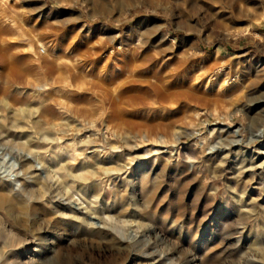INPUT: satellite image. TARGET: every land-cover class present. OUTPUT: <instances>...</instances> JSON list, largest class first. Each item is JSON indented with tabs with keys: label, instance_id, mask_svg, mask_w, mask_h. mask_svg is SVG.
<instances>
[{
	"label": "rangeland",
	"instance_id": "rangeland-1",
	"mask_svg": "<svg viewBox=\"0 0 264 264\" xmlns=\"http://www.w3.org/2000/svg\"><path fill=\"white\" fill-rule=\"evenodd\" d=\"M149 2L0 0L13 20L0 39V91H7L0 132L17 140L44 124V172L37 166L44 180L33 176L25 187L48 188L6 216L20 242L0 233V264H264V3H255L253 22L225 30L228 22L215 20L202 0L156 10ZM61 20L66 29L55 25ZM149 20L178 49L156 40ZM249 25L260 35H228ZM185 53L219 84L211 92L190 99L175 86L174 99L161 102L139 83L138 72L150 66L175 83L193 75L180 62ZM131 60L136 75L124 91ZM72 65L86 74L83 86ZM229 68L237 74H218ZM234 78L240 86L232 95L219 89ZM13 96L31 109L25 119L13 116ZM111 97L120 98L116 111ZM56 161L74 171L72 179L91 166L96 175L61 185L49 172ZM83 182L115 225L98 218L91 225L82 214L102 216L80 196Z\"/></svg>",
	"mask_w": 264,
	"mask_h": 264
},
{
	"label": "bare ground",
	"instance_id": "bare-ground-1",
	"mask_svg": "<svg viewBox=\"0 0 264 264\" xmlns=\"http://www.w3.org/2000/svg\"><path fill=\"white\" fill-rule=\"evenodd\" d=\"M65 1H69V0H65ZM171 1L179 3V4L181 2H185V0H150V2H149L150 4L149 3H147V4L150 8H152L153 10H156V8L154 7L155 4L160 5L162 7V6H167V4H169ZM202 1L209 5V13L211 12V14L215 20H219V21L225 20L224 24H226L225 23L226 21L228 22L227 25H224L226 27L225 30H228L230 28V25H232V27L233 26L237 27V25H239V24L251 22L252 20H254L253 18L255 17V12H256V10L254 9V6L256 5L255 3L258 2V0H202ZM185 3L187 5V2H185ZM259 3H264V1L260 0ZM160 6H158V7H160ZM204 10H206V9H204ZM4 11L5 10L2 8V4H1L0 5V39H3V37L8 35V34H6L7 32L5 30L4 25L7 24V26H8V24L13 23L12 19L7 18V16L5 17ZM203 15H204V13H203ZM219 21H216V22H219ZM155 23H157V22L154 20H149V24H148L150 27L155 28V32L153 33L154 38L156 40H158L162 45H165V46L168 45L169 46L168 50L178 49L179 46H177L175 39L171 38L167 34L165 35L163 33L162 28L164 26L161 25L160 22L158 24H155ZM213 23H214V21H213ZM213 23H211V24H213ZM214 24H216V23H214ZM222 24H221V26H222ZM228 24H229V28H227ZM55 25L57 27H59V28L61 27L63 29H66V27H67V23L64 22V20L63 21L62 20L57 21V23ZM251 25L244 27V29H243V27H242V29H239V30L235 29L236 31L230 32L228 35L235 36V38H236V37L241 36V35L251 34V33L255 32L254 27H252ZM239 28H241V27H239ZM255 34L260 35V34H258V32H255ZM174 53H175V51H174ZM0 57L2 58L1 52H0ZM189 58H190V54L185 53L182 55L180 62H182V64L187 69H188V67H190L192 69V71L186 70L185 74H193V75H186L185 77H181L180 80L178 81V83H175L171 79L160 75L161 73L159 71H157L156 69L155 70L150 69L151 66L144 68L142 71L138 72L137 75L139 76V79H140L139 83H141V85H144L150 91L158 94L160 96L159 100H162L161 102H163V101L168 102V101L174 99L173 96L169 93H170L171 89L174 88L175 86H177L182 91V95L184 97L190 98V99H197V97L199 96L200 90L211 92L213 90L214 86L215 85L218 86L219 84L217 85V84L211 83V81H210L211 79L208 76L205 77V76L201 75V74H205L204 73L205 71L203 69L204 67L202 66L203 63H200V61L198 62L196 60L194 61L191 58H190L191 59L190 60ZM130 59H131V57H130ZM3 62H4V60H3ZM68 66H71V65H68ZM55 67H57V66H55ZM232 67H233V65L231 66V68ZM59 68H60V66H59ZM231 68H229L230 71L227 73L221 71V72H218V74H237L236 70H235V72L234 71L232 72ZM134 69H136L135 64L131 60V62L127 63L126 72H128V71L132 72V71H134ZM65 70L68 72L67 69H65ZM140 70H141V68H140ZM57 71H59V70H57ZM69 71L72 72L73 74L76 72V74H74V75H76V78H75L76 81L75 82L78 85H82L84 80L86 79V74H77V68H76V66H73V65L69 69ZM129 72H128V74H124L123 77H121V81H120L121 86L119 85V87H120L119 89H124V88L126 89V86L129 83H132L131 79L134 78L135 77L134 75H136V74H129ZM179 72L181 73V71H179ZM59 73L61 74L62 72L60 71ZM11 75H12L11 77L15 76V74H11ZM5 78H6V76H5ZM11 80H13V79L11 78ZM71 81H72V79H71ZM225 82H227V81L225 80L222 82L219 89H222L221 91H224L230 95H232L231 93H233V88L234 89H235V87L239 88L238 86H240V81L238 78H236L235 80H232V85H230V86H225ZM125 89H124V91H125ZM238 90H235V91H238ZM6 92L7 91L3 90V91H0V94L7 95ZM119 94L123 95V93L121 91ZM110 99H111V103H112V108L114 107L115 108L114 110L116 111L117 110L116 109L117 108L116 102L120 103L119 102L120 98L118 99V97L117 98L111 97ZM10 101H11L10 104H12V106H14V108L15 107L18 108V110H16L17 112H15V114L14 115L12 114V115L13 116L18 115L21 118L25 119L26 113H29L28 109H30V108L27 107L25 109L23 107V105L25 104V102H23V99H21L18 96H13V97H11ZM2 104H4V103H2ZM10 104H8V106H10ZM5 105H6V109H9V110L12 109V108H7L8 107L7 104H5ZM2 109H5V108H2ZM35 111H36V109H35ZM115 111L112 115V119L119 118V114L116 113ZM30 112H31V109H30ZM33 115H34V113H33ZM38 116L41 118L42 117L44 118V111H42V112L39 111ZM1 120H2V118H1ZM34 127H35L36 131L33 134L32 133L30 134L28 132V133H21L19 136L15 135V137L17 138L18 141L16 139H10L9 138L12 135L11 133H7V132L1 133L0 132V171H3V173L7 174L5 177H3V176L1 177V175H0V181L2 182L0 185V191L4 192L3 190H8V191H6L8 193H3V195L0 197V233L2 234V236L5 239H7L11 242L19 240L18 236L15 232V229L13 228V225L11 224L10 221L6 220V218L11 216L12 213L14 212V206L24 205L25 202H30L34 198V196H37L38 194H40V195H42V197H44V194L46 192H48L47 185H44V183H39V185H40L39 191L38 190H32L31 191V189H30L31 187L28 188L29 189V191H28L27 187H25V185L31 186L30 183H31V181H33L32 179H34V177L37 178L38 181H40L42 179L44 180V176H42L41 170H39L37 166L41 165L42 171L44 172V156H42V153L44 152V139H46L47 137L44 138L45 134H44V124L43 123L37 121L35 123ZM14 128H19V127L17 125V126H14ZM21 128L23 129L25 127H21ZM262 133H264V131H262ZM48 138H50V137H48ZM2 147H4L6 149V151L1 149ZM38 157H40V158H38ZM23 163H26V164L21 166ZM59 163L60 162H58V161L54 162V164L51 166V167H53V169H50L49 172L52 173L51 177H53V175H54V177L57 178V181L59 180L61 185H63L64 180L70 179V181H72V182H75V181L80 182V180H82V179L88 180L91 177H94L96 175L94 172V168H92V166H91V169H93V170H91V171L88 170L83 175L77 173V174H75L76 179H72V178H74V176H72V173L74 171H71L69 174L68 168L64 167V166L61 167ZM108 173L109 172H106V173L103 172V175L106 176V175H108ZM21 174H22V181H21V179L19 180ZM51 180H54V178ZM84 183L85 182H83V184L81 183L82 185L80 186L81 188L79 189V193H81L80 196L83 198V201L87 206H89V207L94 206V207H97V209H100L102 216L97 217L94 211H87L86 213H82V214H85V216L87 215L88 220L92 221V223H90L91 225L92 224L95 225V222L93 221V219H95V218H98L96 220H98V221L101 220L104 224L112 225L114 223V225H115V222H113L111 220V217L106 214V212L108 211L107 208L105 209L106 205L104 206V204L100 203L98 201V199L93 198V196L90 195L88 185H84ZM18 184H20V186L18 188L19 191L17 192L15 188L18 187ZM85 184H87V183H85ZM12 192H14L13 193L14 195H11ZM15 194L17 195V197L15 196ZM19 196H20V199H19ZM21 197H22V199H21ZM83 217H84V215H83ZM83 219L86 220V218H83ZM122 224H121V226L124 227V225L126 223L122 222ZM117 225L119 226V224H117ZM18 242H20V241H18ZM254 244H256V243H254ZM14 264H17V263H14Z\"/></svg>",
	"mask_w": 264,
	"mask_h": 264
}]
</instances>
